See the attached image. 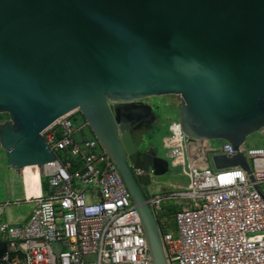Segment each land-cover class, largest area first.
<instances>
[{"label": "water", "instance_id": "water-1", "mask_svg": "<svg viewBox=\"0 0 264 264\" xmlns=\"http://www.w3.org/2000/svg\"><path fill=\"white\" fill-rule=\"evenodd\" d=\"M175 96L191 156L249 172L243 153L264 129V0H0V151L6 167L55 160L42 132L77 112L135 206L152 264H167L148 192L168 151L129 131L151 127V98ZM6 243L0 240V259ZM21 253H10L8 258Z\"/></svg>", "mask_w": 264, "mask_h": 264}, {"label": "built area", "instance_id": "built-area-1", "mask_svg": "<svg viewBox=\"0 0 264 264\" xmlns=\"http://www.w3.org/2000/svg\"><path fill=\"white\" fill-rule=\"evenodd\" d=\"M176 104L179 98H176ZM73 112L42 132L55 155L38 170L46 181L22 227L0 222L6 250L0 264H152L143 227L116 166L97 140L85 138V121L75 128ZM163 140L171 165L182 166L186 187L150 191L148 205L167 264H264V148L234 150L222 142L219 153H243L249 172L234 167L197 169L186 163L188 139L177 121ZM79 134L80 139L75 140ZM197 158L200 156L197 155ZM172 203V204H171ZM163 204L175 206L173 226ZM8 203H0V215ZM10 253H21L8 258Z\"/></svg>", "mask_w": 264, "mask_h": 264}, {"label": "rangeland", "instance_id": "rangeland-1", "mask_svg": "<svg viewBox=\"0 0 264 264\" xmlns=\"http://www.w3.org/2000/svg\"><path fill=\"white\" fill-rule=\"evenodd\" d=\"M176 98L177 97L175 96H167V97L148 99L147 101L148 104L151 105L153 111H155L159 116V121L156 124V126L152 130L148 131V133L146 134L148 138L151 139L152 143L162 146L164 138L167 135H170L169 127L172 121H176L177 118L176 107H175ZM0 117L1 120L6 119L5 115H1ZM83 122L84 120L79 114H76L72 118V124L75 128L80 127L83 124ZM81 134L85 138L93 137L90 131L88 130V128H83ZM74 138L75 140L78 141L80 139V135L76 134ZM217 143L218 144L216 150L219 151L222 142L217 141ZM244 148L245 149L264 148V129L248 136L244 143ZM187 155L190 156V153L188 152ZM199 156H200L199 159L200 161H202V163L195 160L190 161L189 158H186V163L191 162V165L197 169L208 168V159H205L206 154ZM204 163L206 164V166H204ZM22 171H16L7 168L5 166V160L2 155V152L0 151V198L1 199L4 200L7 197L11 200V202H13V200L24 202L28 198L45 195L46 193L45 179L41 176H38L37 178H33V179H28L26 177H29L30 174L29 170L22 169ZM22 173L24 177L22 179H19L18 176ZM156 182H157L156 184H153L150 187V191L154 190L156 186H158L159 188H162L163 186L167 190H175L179 187L183 188L186 187L188 180L184 173V168L182 166H177L172 168L171 171L166 175H164L163 177L156 179ZM42 188L43 190L41 192L40 189ZM23 207L24 205H21V208ZM16 208L17 207L15 206V203H12L9 205L8 211L13 212ZM169 223L172 226L174 224L172 223V219L171 221H169ZM256 238L262 239L264 238V236L256 235Z\"/></svg>", "mask_w": 264, "mask_h": 264}, {"label": "crops", "instance_id": "crops-1", "mask_svg": "<svg viewBox=\"0 0 264 264\" xmlns=\"http://www.w3.org/2000/svg\"><path fill=\"white\" fill-rule=\"evenodd\" d=\"M188 151L189 150H187L186 153H185L186 158H189L190 161L195 160V161H199L200 163H202V161H200L199 158H197V157H193L192 158L189 155H187ZM190 164H191V162H190ZM5 166H6V164H5ZM204 166H206L205 163H204ZM208 168H210L209 164H208ZM20 171H22V170H20ZM23 173L18 176L19 179H22L24 177ZM29 173H30L29 177H26L28 179H33V178H37L38 177V171L37 170H29ZM187 180H188V178H187ZM42 190H43V188L40 189L41 192H42ZM156 190L167 191V189L165 187H163V186H162V188H159L158 186H156L155 189L152 190V191H156ZM26 200L24 202L23 201L20 202V201H17V200H13V202H11V200L9 198H7V197L4 200L0 198V203H8V205L4 209L3 213L0 215V219H1L0 222L5 221L10 226H13V227H22V226H24L27 223V221H28V219L30 217L32 208L34 206V204L32 202H26ZM12 203H15V206L17 208L13 212H10V211H8V207ZM21 205H24V207L21 208ZM175 209H176V207L172 206V205L165 204L163 206L164 215L167 216V219H169L168 221H171V219H172V223H173V216L172 215H173Z\"/></svg>", "mask_w": 264, "mask_h": 264}, {"label": "flooded vegetation", "instance_id": "flooded-vegetation-1", "mask_svg": "<svg viewBox=\"0 0 264 264\" xmlns=\"http://www.w3.org/2000/svg\"><path fill=\"white\" fill-rule=\"evenodd\" d=\"M147 101L148 100H144L142 102L148 103ZM154 114L156 115V121L151 127L145 126L144 121L143 122L142 121L136 122L133 126L130 127L129 131L131 133V136H132V139L134 141L136 148H139L138 143L141 140L146 141L148 146H152L154 144V143H152L151 139L148 138V136L146 135L148 133V131L152 130L159 121V116L157 115V113L155 111H154Z\"/></svg>", "mask_w": 264, "mask_h": 264}, {"label": "bare ground", "instance_id": "bare-ground-1", "mask_svg": "<svg viewBox=\"0 0 264 264\" xmlns=\"http://www.w3.org/2000/svg\"><path fill=\"white\" fill-rule=\"evenodd\" d=\"M189 151V153H190V149H188ZM197 156V155H196ZM196 156H194V157H196ZM190 157H192L191 156V153H190ZM193 158V157H192ZM24 169H28V170H37V168L36 167H28V168H24ZM38 171V170H37Z\"/></svg>", "mask_w": 264, "mask_h": 264}, {"label": "trees", "instance_id": "trees-1", "mask_svg": "<svg viewBox=\"0 0 264 264\" xmlns=\"http://www.w3.org/2000/svg\"><path fill=\"white\" fill-rule=\"evenodd\" d=\"M1 118V117H0ZM0 121H1V119H0ZM45 186H46V181H45ZM45 190H46V187H45Z\"/></svg>", "mask_w": 264, "mask_h": 264}]
</instances>
